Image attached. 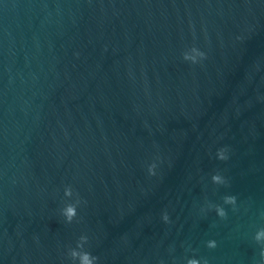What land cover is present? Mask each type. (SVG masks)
Instances as JSON below:
<instances>
[{
    "label": "water",
    "instance_id": "95a60500",
    "mask_svg": "<svg viewBox=\"0 0 264 264\" xmlns=\"http://www.w3.org/2000/svg\"><path fill=\"white\" fill-rule=\"evenodd\" d=\"M261 231L264 0H0V264H264Z\"/></svg>",
    "mask_w": 264,
    "mask_h": 264
},
{
    "label": "clouds",
    "instance_id": "9594fccd",
    "mask_svg": "<svg viewBox=\"0 0 264 264\" xmlns=\"http://www.w3.org/2000/svg\"><path fill=\"white\" fill-rule=\"evenodd\" d=\"M194 51H198L199 52V56L200 57H204L205 56V53L200 51L199 49H197L196 47H194L193 49ZM185 60H188L189 57L188 56H185L184 57ZM193 60V63L196 62L195 58H191ZM218 155V158L221 159V160H224V159H227V156L225 154V150L224 149H220L217 153ZM155 168H156V165L153 164L149 167V173L151 175H155ZM212 180L213 182L215 183H220V184H223L225 183V179L223 176H221L220 174H214L212 176ZM224 202L226 204H232V205H235L236 203V197L234 195H226L224 197ZM215 210H216V213L218 216L220 217H225L226 216V211L223 207H221L220 205H216L215 206ZM67 215L69 217V219H71V217L73 215H75V210L73 208H68L67 209ZM162 219L165 221V222H169V216L167 214V212L163 213L162 215ZM264 236V231H261V232H258L255 239L257 241H259L261 239V237ZM207 246L209 248H215L216 247V241L215 240H209L207 241ZM74 255H76L77 253H73ZM261 256L264 257V250H262L261 252ZM81 264H93V261H97L98 257L92 255L90 252H84L82 255H81ZM187 264H201V261L197 258H190L188 261H187ZM203 264H207V261L205 260L203 262Z\"/></svg>",
    "mask_w": 264,
    "mask_h": 264
}]
</instances>
